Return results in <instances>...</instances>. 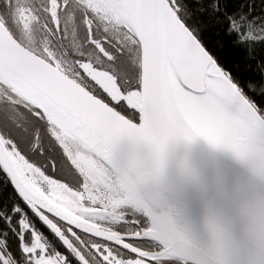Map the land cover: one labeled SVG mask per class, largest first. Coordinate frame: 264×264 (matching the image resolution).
<instances>
[{
    "label": "snow or ice",
    "instance_id": "6c2138e0",
    "mask_svg": "<svg viewBox=\"0 0 264 264\" xmlns=\"http://www.w3.org/2000/svg\"><path fill=\"white\" fill-rule=\"evenodd\" d=\"M194 136L264 174V0H0V264H264V203L198 246L142 197Z\"/></svg>",
    "mask_w": 264,
    "mask_h": 264
},
{
    "label": "water",
    "instance_id": "95a60500",
    "mask_svg": "<svg viewBox=\"0 0 264 264\" xmlns=\"http://www.w3.org/2000/svg\"><path fill=\"white\" fill-rule=\"evenodd\" d=\"M142 151L125 145L122 155ZM140 193L156 215L172 221L170 199L208 231L212 222L232 240L246 243L252 209L264 203V174L250 161L210 144L203 137H175L166 145L159 179L141 185Z\"/></svg>",
    "mask_w": 264,
    "mask_h": 264
},
{
    "label": "bare ground",
    "instance_id": "6f19581e",
    "mask_svg": "<svg viewBox=\"0 0 264 264\" xmlns=\"http://www.w3.org/2000/svg\"><path fill=\"white\" fill-rule=\"evenodd\" d=\"M168 207L172 223L198 246H207L211 242V233L190 216L174 201L168 199Z\"/></svg>",
    "mask_w": 264,
    "mask_h": 264
},
{
    "label": "trees",
    "instance_id": "16d2710c",
    "mask_svg": "<svg viewBox=\"0 0 264 264\" xmlns=\"http://www.w3.org/2000/svg\"><path fill=\"white\" fill-rule=\"evenodd\" d=\"M206 40L209 44V47L212 48L214 54L220 60V63L227 69L236 70V61L238 59V53L233 51L227 44L220 45L218 37L209 32L206 34ZM14 195V192L10 186L3 192L5 198L9 195Z\"/></svg>",
    "mask_w": 264,
    "mask_h": 264
}]
</instances>
